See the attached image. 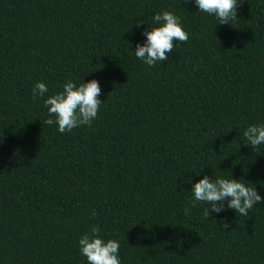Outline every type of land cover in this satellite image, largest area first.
Returning <instances> with one entry per match:
<instances>
[{
    "label": "trees",
    "instance_id": "1",
    "mask_svg": "<svg viewBox=\"0 0 264 264\" xmlns=\"http://www.w3.org/2000/svg\"><path fill=\"white\" fill-rule=\"evenodd\" d=\"M162 11L189 39L148 66L135 46ZM237 17L217 24L192 0H0V264H87L94 225L121 264H264V145L243 137L264 124V0ZM92 79L91 127L44 123L47 96ZM204 175L262 201L205 218L189 203Z\"/></svg>",
    "mask_w": 264,
    "mask_h": 264
},
{
    "label": "clouds",
    "instance_id": "2",
    "mask_svg": "<svg viewBox=\"0 0 264 264\" xmlns=\"http://www.w3.org/2000/svg\"><path fill=\"white\" fill-rule=\"evenodd\" d=\"M192 3L198 11L214 16L218 21L217 24H230V21L238 19L237 11L244 0H192ZM152 20L157 26L142 32L145 40L143 44L137 43L134 50L135 56L148 66H155L157 62L168 60L167 53L173 51L174 41L186 43L189 39L188 33L181 26L180 18L172 12L154 13ZM32 92L33 99L44 97L48 88L46 84L38 82ZM100 93V85L95 79L81 81L78 85L71 80L67 81L62 85V91L44 99L43 103L50 117L44 123L50 126L55 124L62 134L80 126L91 127L102 104L98 99ZM243 137L244 143L252 150L264 145V124L249 125L244 130ZM191 192L193 196L189 202L191 207H195L198 202L208 205L204 210L205 218L224 211L225 207L247 216L248 211L262 201L255 187L249 186L241 179H212L204 175L192 185ZM189 210L185 208L186 215ZM221 225L224 229L230 227L223 221ZM78 245L87 264H121L118 255L119 242L114 239L105 241L101 237L99 226H92L89 232L82 235Z\"/></svg>",
    "mask_w": 264,
    "mask_h": 264
}]
</instances>
